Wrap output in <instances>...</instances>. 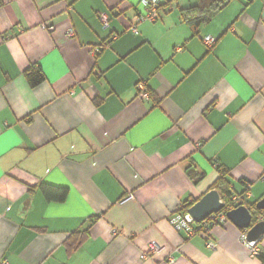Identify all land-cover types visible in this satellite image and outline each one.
<instances>
[{
  "label": "crops",
  "instance_id": "crops-1",
  "mask_svg": "<svg viewBox=\"0 0 264 264\" xmlns=\"http://www.w3.org/2000/svg\"><path fill=\"white\" fill-rule=\"evenodd\" d=\"M140 1L0 0V262L264 264V235L261 258L229 220L193 237L169 223L223 173L246 205L264 197V0H228L195 30L180 10L198 0H158L133 32ZM149 243L163 249L141 259Z\"/></svg>",
  "mask_w": 264,
  "mask_h": 264
},
{
  "label": "built area",
  "instance_id": "built-area-1",
  "mask_svg": "<svg viewBox=\"0 0 264 264\" xmlns=\"http://www.w3.org/2000/svg\"><path fill=\"white\" fill-rule=\"evenodd\" d=\"M142 11L137 13L132 18V23L130 26L131 31L136 32L135 25L142 22H155L159 18V1L158 0H141ZM100 20L103 22L105 27H108L107 18L105 15L99 16ZM41 28L46 29L48 31L52 30L53 27L51 25L42 24ZM69 36H73L72 30H69L67 33ZM202 42L205 46L211 47L216 42V39L211 36H205L202 38ZM100 51L99 48L95 47L91 53L96 54ZM137 97L140 99L147 100L149 99V93L147 92L144 83L138 82L135 85ZM247 188L249 184L246 185ZM249 192H244L243 194L233 193L231 196V205L225 207L216 212L208 215L204 220L199 223L194 222V220L188 215L187 211H183L182 209L176 211L170 218L169 223L177 232L184 233L188 237H193L195 235H208L210 229L213 226L222 225L226 221H228L226 212L234 207L239 205H243L245 198L249 197ZM247 230L241 235L242 242L246 245V247L250 250V253L254 257H260L261 251L257 247V241H248L247 240ZM206 246L208 248L213 249L215 244L211 241L207 240ZM162 246L157 243H149L145 251H143L140 255L141 259H148L152 255L159 253L162 251ZM167 261L169 263H173L176 261L174 257H168ZM0 264H7V262L2 261Z\"/></svg>",
  "mask_w": 264,
  "mask_h": 264
},
{
  "label": "trees",
  "instance_id": "trees-1",
  "mask_svg": "<svg viewBox=\"0 0 264 264\" xmlns=\"http://www.w3.org/2000/svg\"><path fill=\"white\" fill-rule=\"evenodd\" d=\"M227 2L228 0H198L195 6L180 10V15L182 20L189 24L193 30H195L200 24L210 21L211 18L227 4ZM161 8L162 5L159 3V13ZM23 75L30 87H35L44 80L41 68L35 64H32L26 68L23 72ZM40 189L47 201L60 202L63 201L67 196L66 188L52 187L43 184L40 186ZM211 189H216L219 192L227 207L231 205V196L233 193L230 189L228 180L225 178V173H223V175L214 182ZM196 201L198 200H192L190 202L185 201L182 210L187 211L188 208H190ZM243 204H245V201ZM247 206L249 208L254 207V205L248 204ZM261 213H263V211ZM86 234L87 229H84L82 231L73 232L67 238L64 244L68 253H70L75 247L79 246L86 239ZM260 257L263 258L262 255Z\"/></svg>",
  "mask_w": 264,
  "mask_h": 264
},
{
  "label": "water",
  "instance_id": "water-1",
  "mask_svg": "<svg viewBox=\"0 0 264 264\" xmlns=\"http://www.w3.org/2000/svg\"><path fill=\"white\" fill-rule=\"evenodd\" d=\"M225 207L219 192L216 189L207 191L198 201L188 208V215L199 223L208 215L216 213ZM264 197L253 208L246 204L234 207L226 212L227 219L241 230H247L248 241H258L264 235Z\"/></svg>",
  "mask_w": 264,
  "mask_h": 264
}]
</instances>
